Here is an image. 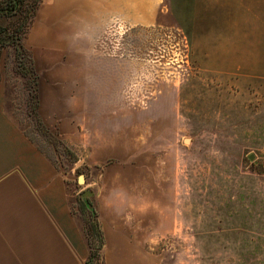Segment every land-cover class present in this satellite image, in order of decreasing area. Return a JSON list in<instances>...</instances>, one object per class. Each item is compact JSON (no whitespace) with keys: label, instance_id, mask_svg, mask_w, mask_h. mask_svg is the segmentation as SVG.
I'll return each mask as SVG.
<instances>
[{"label":"rangeland","instance_id":"obj_1","mask_svg":"<svg viewBox=\"0 0 264 264\" xmlns=\"http://www.w3.org/2000/svg\"><path fill=\"white\" fill-rule=\"evenodd\" d=\"M46 2L19 46L2 49L0 98L79 196L112 181L118 214L146 229L142 264H264V77L214 71L193 0H161L141 24L112 16L67 42L41 19ZM53 108L62 121L43 122ZM86 215L100 227L96 197Z\"/></svg>","mask_w":264,"mask_h":264},{"label":"crops","instance_id":"obj_2","mask_svg":"<svg viewBox=\"0 0 264 264\" xmlns=\"http://www.w3.org/2000/svg\"><path fill=\"white\" fill-rule=\"evenodd\" d=\"M161 8V0H47L41 19H52L59 27L60 42L71 41L69 34L89 41L95 28L112 16L141 24ZM193 8L199 27L211 30L205 37L198 33V42L203 56L214 59L215 72L264 77V0H193ZM143 10L152 14L143 15ZM56 100L49 101L54 106ZM42 112L43 122L60 116L56 108ZM68 121L72 137L76 125ZM110 182L91 180L87 185H97L96 194L86 190L79 196L77 182L63 174L61 165L30 137L0 98V264H85L92 249L86 213L95 197L103 239L95 264L148 260L150 255L143 254L149 246L143 240L146 229L141 220L127 224L118 214L125 201L114 203L106 188ZM156 225L159 232H168L167 215Z\"/></svg>","mask_w":264,"mask_h":264},{"label":"trees","instance_id":"obj_3","mask_svg":"<svg viewBox=\"0 0 264 264\" xmlns=\"http://www.w3.org/2000/svg\"><path fill=\"white\" fill-rule=\"evenodd\" d=\"M39 0H0V56L3 47L7 45H17L28 29L37 9ZM4 18H16L15 22L9 25H3L1 20ZM21 50L18 49L17 58L21 56ZM91 227V228H90ZM87 232L90 237L91 255L85 264H95L99 258V248L103 243L102 233L99 226L90 224ZM92 229V231H89ZM94 236L99 237V243L95 244Z\"/></svg>","mask_w":264,"mask_h":264},{"label":"water","instance_id":"obj_4","mask_svg":"<svg viewBox=\"0 0 264 264\" xmlns=\"http://www.w3.org/2000/svg\"><path fill=\"white\" fill-rule=\"evenodd\" d=\"M84 180H85L84 176H83V175H80V176H79V181H80V182H84Z\"/></svg>","mask_w":264,"mask_h":264},{"label":"built area","instance_id":"obj_5","mask_svg":"<svg viewBox=\"0 0 264 264\" xmlns=\"http://www.w3.org/2000/svg\"><path fill=\"white\" fill-rule=\"evenodd\" d=\"M116 23H117V24H122L121 21H119V20H114V21L112 22V24H116Z\"/></svg>","mask_w":264,"mask_h":264}]
</instances>
